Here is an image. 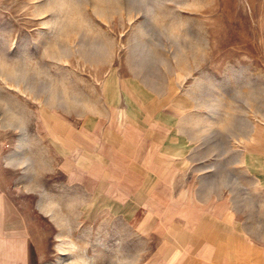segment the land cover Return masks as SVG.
<instances>
[{"label": "rangeland", "instance_id": "obj_1", "mask_svg": "<svg viewBox=\"0 0 264 264\" xmlns=\"http://www.w3.org/2000/svg\"><path fill=\"white\" fill-rule=\"evenodd\" d=\"M3 189L40 264H172L189 205L263 235L264 0H0Z\"/></svg>", "mask_w": 264, "mask_h": 264}, {"label": "crops", "instance_id": "obj_2", "mask_svg": "<svg viewBox=\"0 0 264 264\" xmlns=\"http://www.w3.org/2000/svg\"><path fill=\"white\" fill-rule=\"evenodd\" d=\"M154 205L148 207L163 222L165 207ZM171 209L176 211L174 206ZM238 213L225 204L178 209L167 221H175L178 216L185 218L183 222L190 227L187 233L181 229L184 234L172 239V248L179 250L178 254L174 253L172 264H264V233L259 236L249 228L245 230ZM253 236L257 239H252ZM165 259L164 253L158 252V264H166ZM0 264H40L36 243L22 211L14 206L4 189L0 190Z\"/></svg>", "mask_w": 264, "mask_h": 264}]
</instances>
